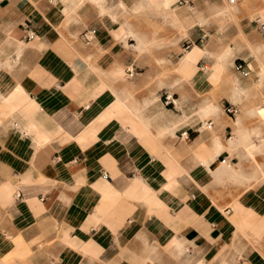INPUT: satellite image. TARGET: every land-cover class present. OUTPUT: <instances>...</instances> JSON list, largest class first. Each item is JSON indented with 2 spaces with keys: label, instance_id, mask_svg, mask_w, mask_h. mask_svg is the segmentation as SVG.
Listing matches in <instances>:
<instances>
[{
  "label": "crops",
  "instance_id": "crops-1",
  "mask_svg": "<svg viewBox=\"0 0 264 264\" xmlns=\"http://www.w3.org/2000/svg\"><path fill=\"white\" fill-rule=\"evenodd\" d=\"M189 1L0 0L16 7L24 39L26 26L35 35L25 51L9 30L0 49V264H264V140L253 141L264 126L251 114L260 89L232 79L212 97L218 79L195 67L212 56L225 71L237 49L195 45L197 25L225 5L208 0L204 13ZM160 21L188 28L181 48L193 50L178 53L168 25L171 42L158 40ZM168 64L192 77V99L172 93L174 107L165 87L183 79L167 78ZM185 130L191 138L178 140Z\"/></svg>",
  "mask_w": 264,
  "mask_h": 264
},
{
  "label": "rangeland",
  "instance_id": "rangeland-1",
  "mask_svg": "<svg viewBox=\"0 0 264 264\" xmlns=\"http://www.w3.org/2000/svg\"><path fill=\"white\" fill-rule=\"evenodd\" d=\"M207 1L208 0H190L189 2L191 5L196 7L197 10H200L206 13L205 3ZM218 1L220 4H224L225 6L231 7V9H229L230 10L229 13L227 12L225 16L217 18V20L211 19L210 21L206 23H202L203 24L202 26L197 25L198 26L197 28L194 27L198 35L201 32H202L201 35H206V38L202 40L201 44H199L198 41H195V45L204 46L208 51H210L214 55L220 54L221 52H223L225 49L229 47H233L237 49L236 56L232 59V64L230 66H226L225 71H223L222 68L220 69L221 65L219 61L215 57H212V56L201 59L199 61L200 63L197 65L200 67V69L199 68L197 69L195 67L194 70L195 72L198 70L199 72H206L209 75V78L218 79L216 81H212L213 90L210 93L212 97L219 96L218 94H220V89H222V86H223L222 84L225 82H229V80L234 79L232 80L233 84L235 80L237 79L238 81L239 80L244 81L246 79L250 81L253 80V82L257 81L256 87H258L257 89H260V93H258L256 106L253 107V109L251 110V114L255 115L260 120V123L264 126V104H262V99L264 98V51H261V54H258L256 52V49L259 46H261V48L263 47L264 49V34L261 33L258 30V28L255 27L254 25H251V26L247 25V23H249V21H251L252 18H254V15H259L260 22H264V0H242L236 6H230L225 0H218ZM181 7L183 8L184 6L181 5ZM15 11H16L15 6H12V5L3 6L2 3L0 4V49H3V48L6 49L5 41L7 39V36H6L7 31L17 30L16 31L18 33L17 37L20 41L25 43L24 50L26 51L30 46H32V43H28L27 40L24 39V34L15 25V20L13 18ZM159 14L160 13H156L153 11V15L159 16ZM167 25L170 28H174V30H177V28L179 29L177 30L179 32V36L177 38L178 42H180L184 38H189L191 36V33L189 32L190 30H188V28H185V33L182 34L183 29L182 27L177 26V24L169 23V22L166 23V21L165 22L160 21L158 23V26H154L153 28L154 33H156L157 37L159 38L158 40L169 41V43L171 42L172 36H168L170 34L166 35L165 27H167ZM160 45H161V42L154 41L153 46H160ZM195 45L193 46V48L195 47ZM137 49L139 50V48ZM177 52L178 53L183 52L181 48V42L177 46ZM7 54L10 56V59H13L15 57L14 54L11 52V49H7ZM246 55L249 56L248 59L246 58ZM146 56L148 60L157 59L156 54H153V53H147ZM167 57L170 60V62H172L173 60H176L178 58V55L168 53ZM238 57L247 59V62H248L247 64L250 63L251 65V73L247 78L242 77L240 74H238L234 70L233 62H234V59ZM210 60H213V64H211ZM239 61L240 60L238 59L236 62H239ZM225 62L227 63L228 61H225ZM168 65H169V68L167 69V71L164 72L166 73V77L167 78L176 77V72H178L181 75L183 82H181L179 86L174 87V88L171 85L167 86L165 87V90L168 91L169 94L174 93L175 96L176 97L179 96V98L180 97L183 98V96H185V98L189 101L193 97L191 94L193 92H192L191 87L187 83L190 81L192 77H188L190 76L188 73L181 72L178 65H174L173 66L174 68L170 64ZM213 67H216L217 69L213 70ZM203 68L205 70H203ZM189 73H192V72H189ZM121 78L122 79L126 78L124 73H121ZM162 92H159V94ZM234 93H236L235 89H234ZM246 93H247V89L245 88L244 94ZM181 100L183 101V99ZM181 100L179 101L178 107H180L181 110L184 111L186 110V108L184 107L183 102ZM217 103H218L217 106L219 108V113L221 115H225L222 111V104L218 101ZM205 104L206 102L203 103L202 108L204 107ZM191 106L192 105H187L188 108H190ZM193 112L194 110L190 111V114H192ZM183 115L187 118V120L190 119L187 114L183 113ZM207 118L209 117H205V118L203 117V120L205 119L207 120ZM209 134L213 135L212 130L206 131L202 135H209ZM250 136L251 135L248 134V138ZM253 137H254L253 138L254 142H257V139H260V138L264 140V127H261L260 129V137H257L254 135ZM258 156L260 157V164H264V154L261 153V154H258ZM248 168L250 169V172H252L253 167H248ZM260 182L255 181L251 184L252 186H257L259 185ZM251 184L249 183L248 185L251 186ZM260 185L262 184L260 183ZM232 208L237 214L238 212L237 209H235L234 206H232ZM17 259H18L17 256L10 255L6 259H4L1 264H17L18 262Z\"/></svg>",
  "mask_w": 264,
  "mask_h": 264
},
{
  "label": "built area",
  "instance_id": "built-area-1",
  "mask_svg": "<svg viewBox=\"0 0 264 264\" xmlns=\"http://www.w3.org/2000/svg\"><path fill=\"white\" fill-rule=\"evenodd\" d=\"M230 6H236L238 5L242 0H225ZM254 23L258 24V30L264 34V22H260V17H254V19L252 20ZM26 29V38L28 41H31L35 38V35L33 32H30L28 27H25ZM96 35V31L94 29H89L84 31L81 35H80V39L83 43L85 44H90ZM206 38V35H202L201 38L199 39L200 42H202L203 39ZM194 45V43L190 40H185L183 42L182 48L183 51H188L191 49V47ZM234 70L235 72H237L238 74H240L242 77L246 78L249 76L250 73V69L246 66V64L242 61L236 62L234 64ZM129 76H132V72L130 70L127 71ZM163 104L166 107H174L175 103H174V99H173V95L171 94H164L163 96ZM262 104H264V99L262 100ZM224 112L233 117L236 114V108L232 105H227L224 108ZM205 128H210L211 127V123H205L203 125ZM191 138V135L189 133L188 130L182 131L177 135V139L178 140H189ZM225 160H222V163H224ZM102 178L103 179H108V176L106 173H102Z\"/></svg>",
  "mask_w": 264,
  "mask_h": 264
},
{
  "label": "bare ground",
  "instance_id": "bare-ground-1",
  "mask_svg": "<svg viewBox=\"0 0 264 264\" xmlns=\"http://www.w3.org/2000/svg\"><path fill=\"white\" fill-rule=\"evenodd\" d=\"M229 9H231V7H228V6H225V7H221L220 8V10L218 11V13H219V15H221V16H225L226 14H227V12L229 13ZM193 49V47L190 49V50H188V51H191ZM187 51V52H188ZM186 52V51H185ZM190 55L189 54H186L185 55V57H184V59H190ZM176 103V102H175Z\"/></svg>",
  "mask_w": 264,
  "mask_h": 264
}]
</instances>
